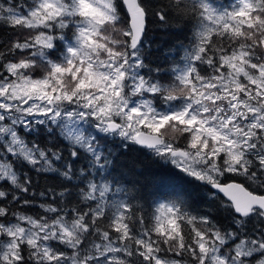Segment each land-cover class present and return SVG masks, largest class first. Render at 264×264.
I'll use <instances>...</instances> for the list:
<instances>
[{
  "label": "snow or ice",
  "instance_id": "6c2138e0",
  "mask_svg": "<svg viewBox=\"0 0 264 264\" xmlns=\"http://www.w3.org/2000/svg\"><path fill=\"white\" fill-rule=\"evenodd\" d=\"M0 32V264H264V0H0Z\"/></svg>",
  "mask_w": 264,
  "mask_h": 264
},
{
  "label": "trees",
  "instance_id": "16d2710c",
  "mask_svg": "<svg viewBox=\"0 0 264 264\" xmlns=\"http://www.w3.org/2000/svg\"><path fill=\"white\" fill-rule=\"evenodd\" d=\"M151 3H157L158 0H149ZM225 4H229L232 2V0H223ZM11 34H5L3 32H0V39L9 40L11 39ZM191 39L190 34L188 32L187 28H180L177 29L175 27L173 28H167L164 26H161L158 22H151L149 24V33H148V40L152 42V50L155 52L157 48L160 47H167L169 45H172L174 43L178 42H184L185 44L188 43V41ZM153 62L156 61V56L153 55L152 58ZM127 161H136L143 163L147 173L150 176L160 177L163 178L161 180V195L157 197L156 199L158 201H162L164 199L163 193L167 191L169 181L167 180V177L169 176V173L161 168L158 165L152 164L150 160L146 159V157L142 154L138 153H131L127 158H125ZM41 190L44 188L46 183H51L50 181H45L41 179L39 181ZM198 207L201 210L206 211L207 210V201L206 199H201L198 201ZM32 211H37V209H32Z\"/></svg>",
  "mask_w": 264,
  "mask_h": 264
}]
</instances>
